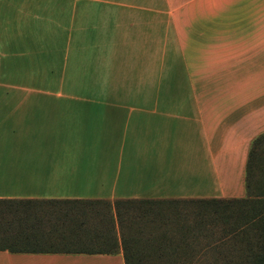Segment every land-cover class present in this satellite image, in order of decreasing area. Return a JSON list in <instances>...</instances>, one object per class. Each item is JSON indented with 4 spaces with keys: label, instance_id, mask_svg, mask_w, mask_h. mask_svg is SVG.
Returning a JSON list of instances; mask_svg holds the SVG:
<instances>
[{
    "label": "crops",
    "instance_id": "1",
    "mask_svg": "<svg viewBox=\"0 0 264 264\" xmlns=\"http://www.w3.org/2000/svg\"><path fill=\"white\" fill-rule=\"evenodd\" d=\"M64 13L78 39L90 25L88 49L100 61L92 79L105 89L71 97L104 103L99 133L107 129L117 152L28 159L26 189H0V198H244L250 142L264 132V46L224 38H264V0H69ZM13 15L15 30L17 7ZM20 19L28 23V8ZM63 53L66 61L70 49ZM0 264L125 263L121 251L57 247L0 250Z\"/></svg>",
    "mask_w": 264,
    "mask_h": 264
},
{
    "label": "rangeland",
    "instance_id": "2",
    "mask_svg": "<svg viewBox=\"0 0 264 264\" xmlns=\"http://www.w3.org/2000/svg\"><path fill=\"white\" fill-rule=\"evenodd\" d=\"M68 1L28 0L27 7L25 0H0V17L7 16L5 27L0 20L2 190L13 189L12 192L17 194L20 188L26 189L28 185L23 179L26 180L24 176L31 171L28 170V159L77 157L101 160L107 154L117 152L106 143L107 129L103 127L99 133L101 120L106 115L104 103L80 99L91 95L101 96L105 92L104 80L95 83L92 79L96 75L94 68L100 66V61L99 54L90 53L88 49L92 48L88 34L90 25L89 30L84 32V38L78 39L76 29L69 22L70 14H62V6ZM16 7L18 27L16 24L13 30L11 17H15L13 11H16ZM27 8L28 23H25L20 18L27 13ZM86 22L83 20L81 24ZM91 23L93 33L97 34L96 29L101 21ZM14 32L15 35L12 34ZM234 39L245 46L248 40L264 46V38L232 36L224 38L225 46H231ZM68 48L70 53H66L65 61L63 52ZM71 96L80 98L73 99ZM69 110L71 112H67ZM60 113L65 116L62 117ZM97 114L103 116L102 119ZM40 142L44 143L46 149L40 150ZM31 175L34 177L33 173ZM257 179V176L253 177L252 185L264 189V183L258 186ZM257 190L256 194L247 195L251 198L250 202L234 201L230 205L225 202L209 210L214 217L211 220L214 219L217 227L206 240L216 246L217 252L205 253L202 256L205 264L214 258L219 264H250L244 239L264 236V195ZM248 214L253 217L255 225L252 227L250 224L247 229L242 225L243 219L250 217Z\"/></svg>",
    "mask_w": 264,
    "mask_h": 264
},
{
    "label": "trees",
    "instance_id": "3",
    "mask_svg": "<svg viewBox=\"0 0 264 264\" xmlns=\"http://www.w3.org/2000/svg\"><path fill=\"white\" fill-rule=\"evenodd\" d=\"M254 176L258 186L264 183V132L250 142L244 198H0V250L121 251L125 264H205L202 256L217 252L206 240L217 227L209 210L225 202H250L247 195L257 189L264 195V189L252 185ZM252 220L244 218L242 226L253 227ZM244 241L250 264H264V236ZM209 264L219 262L214 258Z\"/></svg>",
    "mask_w": 264,
    "mask_h": 264
}]
</instances>
